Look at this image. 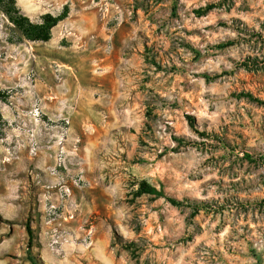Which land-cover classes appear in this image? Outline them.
I'll return each instance as SVG.
<instances>
[{
  "label": "rangeland",
  "instance_id": "1",
  "mask_svg": "<svg viewBox=\"0 0 264 264\" xmlns=\"http://www.w3.org/2000/svg\"><path fill=\"white\" fill-rule=\"evenodd\" d=\"M16 3L0 264H264V0Z\"/></svg>",
  "mask_w": 264,
  "mask_h": 264
},
{
  "label": "trees",
  "instance_id": "2",
  "mask_svg": "<svg viewBox=\"0 0 264 264\" xmlns=\"http://www.w3.org/2000/svg\"><path fill=\"white\" fill-rule=\"evenodd\" d=\"M4 12L9 16L10 21L15 24L25 36L34 41H47L50 39L51 29L57 25L61 18H55L53 16H46L44 22L40 25H36L30 21V19L21 14L17 8L16 0H0V14ZM7 98V93L0 87V103ZM4 117L0 108V139L4 130ZM139 193L145 195H152L155 197H164V192L161 189L149 184L146 181H142L139 184ZM174 204H178L177 200H170ZM29 235L28 245L31 246L33 239V230L30 226L27 228Z\"/></svg>",
  "mask_w": 264,
  "mask_h": 264
},
{
  "label": "bare ground",
  "instance_id": "3",
  "mask_svg": "<svg viewBox=\"0 0 264 264\" xmlns=\"http://www.w3.org/2000/svg\"><path fill=\"white\" fill-rule=\"evenodd\" d=\"M65 193L70 194L69 196H71V190L70 189H66Z\"/></svg>",
  "mask_w": 264,
  "mask_h": 264
}]
</instances>
